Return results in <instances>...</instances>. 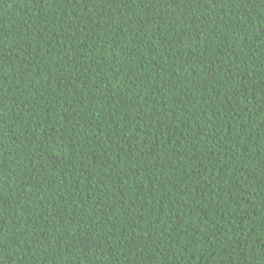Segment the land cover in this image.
<instances>
[{
	"label": "trees",
	"instance_id": "1",
	"mask_svg": "<svg viewBox=\"0 0 264 264\" xmlns=\"http://www.w3.org/2000/svg\"><path fill=\"white\" fill-rule=\"evenodd\" d=\"M0 264H264V0H0Z\"/></svg>",
	"mask_w": 264,
	"mask_h": 264
}]
</instances>
